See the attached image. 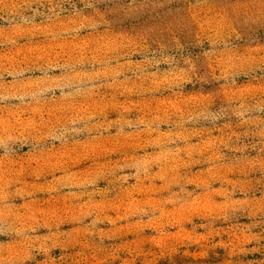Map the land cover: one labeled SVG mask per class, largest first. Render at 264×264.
<instances>
[{
	"label": "rangeland",
	"instance_id": "374dc122",
	"mask_svg": "<svg viewBox=\"0 0 264 264\" xmlns=\"http://www.w3.org/2000/svg\"><path fill=\"white\" fill-rule=\"evenodd\" d=\"M0 264H264V0H0Z\"/></svg>",
	"mask_w": 264,
	"mask_h": 264
}]
</instances>
